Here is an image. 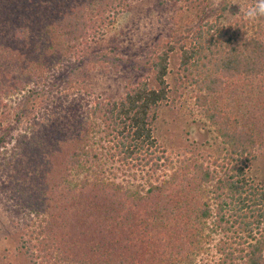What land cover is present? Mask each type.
I'll use <instances>...</instances> for the list:
<instances>
[{
    "label": "trees",
    "instance_id": "obj_1",
    "mask_svg": "<svg viewBox=\"0 0 264 264\" xmlns=\"http://www.w3.org/2000/svg\"><path fill=\"white\" fill-rule=\"evenodd\" d=\"M132 1L0 0V206L26 264H264V18L207 0L214 18L137 59L151 78L102 96L92 73L126 63L102 40ZM173 52L222 155L155 136Z\"/></svg>",
    "mask_w": 264,
    "mask_h": 264
},
{
    "label": "rangeland",
    "instance_id": "obj_2",
    "mask_svg": "<svg viewBox=\"0 0 264 264\" xmlns=\"http://www.w3.org/2000/svg\"><path fill=\"white\" fill-rule=\"evenodd\" d=\"M253 2L232 0L226 12L228 15L222 20L227 22L234 17L239 8L237 3L244 7ZM217 4V1L212 2L207 7V0H133L102 40L105 44H119V53L126 63L117 72L107 69L93 72L91 81L95 93L119 97L139 78H151L150 71L141 69L136 63L137 59H141L160 36L166 41L174 31L195 27L206 17L214 18ZM203 6L206 8L202 9ZM178 77V54L173 52L166 76L168 98L159 107L154 125L155 136L166 153L173 157L181 151H186L187 157L193 155L197 158L207 153L222 155L220 139L205 120L201 109L196 106L193 86ZM106 171L118 173L117 179L126 184L129 174L117 164H108ZM248 175L264 188V147L260 148L257 158L251 162ZM18 246L17 237L0 206V264H26ZM203 257L208 260L213 258V248Z\"/></svg>",
    "mask_w": 264,
    "mask_h": 264
},
{
    "label": "clouds",
    "instance_id": "obj_3",
    "mask_svg": "<svg viewBox=\"0 0 264 264\" xmlns=\"http://www.w3.org/2000/svg\"><path fill=\"white\" fill-rule=\"evenodd\" d=\"M239 13L248 23H255L258 19L264 18V0H254V3L247 7H242L239 3ZM218 6V4H217Z\"/></svg>",
    "mask_w": 264,
    "mask_h": 264
}]
</instances>
